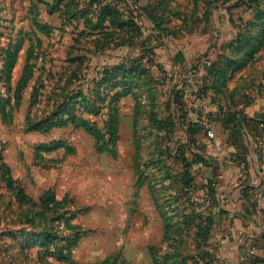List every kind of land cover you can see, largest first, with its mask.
<instances>
[{
  "label": "rangeland",
  "instance_id": "374dc122",
  "mask_svg": "<svg viewBox=\"0 0 264 264\" xmlns=\"http://www.w3.org/2000/svg\"><path fill=\"white\" fill-rule=\"evenodd\" d=\"M151 4L164 13L159 16L164 31L156 49L158 64L142 67L143 74H124L113 67L135 59L137 49L109 47L110 37L82 35L78 23L63 26L39 0H0V67L9 41L26 38L11 84L0 82L6 105L5 114L0 111V165L4 161L10 167L16 185L32 199L20 204L0 168V264H101L116 255L121 264L207 262L201 259L206 246L199 227L206 205L202 191L194 183L186 185L187 128L180 116L188 110L187 119H195L202 106L193 95L196 72L206 75L198 64L224 51L232 55L239 41L248 47L245 54L251 47L259 51L233 78L264 75V0ZM37 21L50 32L41 31ZM138 21L148 33L151 21ZM29 38L41 41L34 50L35 76L16 93ZM116 83L131 92L115 99ZM203 102L208 109L209 99ZM65 104L100 128L114 107L119 126L115 154L99 150L91 134L72 124L47 131L27 126L29 119L37 123L58 114ZM58 141L66 146L40 148ZM216 150L222 153V145L216 144ZM47 192L64 207L43 206ZM48 230L59 247L81 235L70 259L44 255L46 248L39 244Z\"/></svg>",
  "mask_w": 264,
  "mask_h": 264
},
{
  "label": "trees",
  "instance_id": "16d2710c",
  "mask_svg": "<svg viewBox=\"0 0 264 264\" xmlns=\"http://www.w3.org/2000/svg\"><path fill=\"white\" fill-rule=\"evenodd\" d=\"M173 0H155V2L150 1L148 4H141L140 0H131V2L126 0H39L40 3L45 4L49 14H58L61 18L62 24H75L78 23L83 25L80 29V34L82 35H100L103 34L106 37V45H117V46H127L129 49H137L139 54L135 59H127L120 65L113 67L114 69L121 70L124 74L127 73H137L143 74L142 67H145L151 63H156V49L161 45L160 39L163 36L164 31L163 22L164 19L160 18V9L156 11L155 7L151 5H159ZM212 1V0H210ZM214 1V0H213ZM124 2H129L128 5H124ZM213 4V2H212ZM36 18V17H35ZM138 18H147L151 21V28L146 33L138 21ZM36 26L41 30L50 32L48 25H43V23L36 22ZM51 29V28H50ZM264 35V31H263ZM25 37L18 40H10L7 47L2 49V67H0V82H5L11 84L12 74L16 68L18 57L21 51L24 49ZM29 45L26 49V56L24 61V66L22 73L16 82L15 92L20 93L30 82V80L35 76L36 63L35 59V48L41 45V41L38 40L36 44L29 38ZM241 41L237 47L234 48L232 55L227 54L224 51L217 55L215 59H204L201 62L202 69L206 71V75L200 76L196 72V90L193 91L195 100L202 101L200 103V108L195 110L197 117L195 119H187L188 110L184 111L180 117L183 118V126L187 128V145L185 148L187 159H184L186 171L185 178L187 186H191L192 183L195 184L196 189H200L203 193L204 198L202 199L206 205V211H204L203 220L199 227L203 228L204 233V244L206 246V251L203 252L201 259L207 261L204 264H215V254L214 251L210 250L212 247L210 243V237L212 234L213 226L217 221L218 214H224L223 209H219L218 214L215 213L214 208L216 207V197L214 194L215 185L217 180L215 177L218 176L219 162L206 157L203 154V147L198 144L197 134L200 132H208V124L217 120L211 112L206 111V105H204V100L211 97V101L216 103L217 98L220 96H225L228 91V82L233 78V75L242 70L248 61L251 62L254 59V54L258 52L259 46L254 48L251 47L249 51L245 54L244 50H247V46L241 45ZM234 54V55H233ZM180 59L184 61L183 54L180 53ZM251 60V61H250ZM158 64V63H156ZM130 65V66H129ZM195 79V80H196ZM119 83L114 84L113 88L115 91V99H120L126 96L131 91L127 88L121 90L118 89ZM213 94V95H211ZM186 94L182 95V99L185 98ZM102 102V99H100ZM220 100V99H219ZM4 98L0 97V111L5 114L6 105L3 103ZM65 104L62 109L59 110L58 114L52 117L38 121L37 123H32L29 119L27 126L29 129L47 131L53 127L66 126L72 124L75 127L85 129L89 134H91L98 144V149L101 151H109L115 154L116 152V142L118 140V114L114 107H110L108 112V118L105 121L104 128L96 126L86 117L78 116L74 113L73 109ZM218 108L223 112V106L217 102ZM66 110L69 111V116L66 117ZM72 110V111H71ZM100 110V108H99ZM224 116L220 117L223 120V125L225 129H228L231 134V138L236 147V158L239 161L245 156V147L242 142V126L252 129L256 127L261 133L264 130V117L258 116L245 120L242 124L243 114H239L236 111H224ZM251 120V121H250ZM248 121L251 123L248 124ZM262 125V127H261ZM256 131H253L256 134ZM109 145H111L109 147ZM66 144L63 141L53 142L47 145H43L40 148L44 151H53L59 148L65 147ZM196 166H205L212 169L213 178L208 177V182L206 184L198 183L197 180V169ZM2 175L5 176L6 186L9 190L14 191V195L17 200L22 203H30L32 199L26 194L24 188L21 185H16L14 177L12 176L10 167L3 161L0 165ZM215 178V179H214ZM140 182V180H139ZM200 184V185H198ZM256 188H252L253 194L247 196V201L250 207L255 206L256 196L254 191ZM47 198H42L43 206L47 207L48 204L54 203V209H60L64 207L63 202L59 200L53 193L47 192ZM63 219L61 215L58 217ZM69 219V218H68ZM68 219L67 224H68ZM205 222V223H204ZM203 225V226H202ZM68 226V225H67ZM69 228H72L69 226ZM44 239L40 241V246L46 248L44 251L45 256H55L59 260L70 259L71 248L75 246L81 238V235L76 234L74 237L67 238V244L64 247H59L54 244L55 237L51 235L48 231H45ZM67 249L65 252L64 249ZM120 257L118 255L114 257L107 258L101 264H121ZM263 260L260 258H255L248 264H259Z\"/></svg>",
  "mask_w": 264,
  "mask_h": 264
},
{
  "label": "crops",
  "instance_id": "0c3cea01",
  "mask_svg": "<svg viewBox=\"0 0 264 264\" xmlns=\"http://www.w3.org/2000/svg\"><path fill=\"white\" fill-rule=\"evenodd\" d=\"M235 77L229 80L225 96L217 98L216 103L211 101V97L207 98L211 105L208 109L206 106V111L217 117L216 121L207 125L215 136L208 137L205 132L197 134L203 154L220 163V172L215 177L217 204L214 211L218 214L219 209H223L225 213L218 214L209 241L214 250L215 264H248L255 258L262 259L259 264H264V197H256L253 207L247 201V196L253 194L252 188L262 187L264 190V144H258L259 139L264 141V130L259 133L255 126L252 129L242 126L245 156L239 161L230 131L224 128L220 118L228 110L243 114L242 124L251 118L264 117V75L254 78L240 73ZM217 102L223 106V112ZM216 144L222 145L219 155ZM195 168L200 183L206 184L208 177H214L209 167Z\"/></svg>",
  "mask_w": 264,
  "mask_h": 264
},
{
  "label": "built area",
  "instance_id": "2783aa9c",
  "mask_svg": "<svg viewBox=\"0 0 264 264\" xmlns=\"http://www.w3.org/2000/svg\"><path fill=\"white\" fill-rule=\"evenodd\" d=\"M208 135L209 137L213 138L215 136L214 132L212 129L208 128ZM258 144L261 146L264 144V141L262 139H259ZM256 197L263 198L264 197V190L262 187H257L256 190L254 191Z\"/></svg>",
  "mask_w": 264,
  "mask_h": 264
}]
</instances>
